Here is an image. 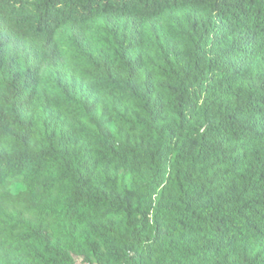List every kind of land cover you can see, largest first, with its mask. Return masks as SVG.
I'll return each mask as SVG.
<instances>
[{
	"label": "trees",
	"instance_id": "16d2710c",
	"mask_svg": "<svg viewBox=\"0 0 264 264\" xmlns=\"http://www.w3.org/2000/svg\"><path fill=\"white\" fill-rule=\"evenodd\" d=\"M0 264H264V0H0Z\"/></svg>",
	"mask_w": 264,
	"mask_h": 264
},
{
	"label": "rangeland",
	"instance_id": "374dc122",
	"mask_svg": "<svg viewBox=\"0 0 264 264\" xmlns=\"http://www.w3.org/2000/svg\"><path fill=\"white\" fill-rule=\"evenodd\" d=\"M22 181L15 180L3 187V189L16 190L22 187Z\"/></svg>",
	"mask_w": 264,
	"mask_h": 264
}]
</instances>
